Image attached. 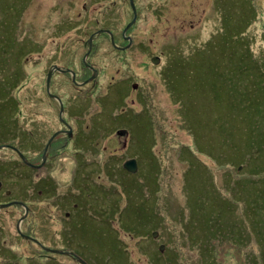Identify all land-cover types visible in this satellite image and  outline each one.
Returning a JSON list of instances; mask_svg holds the SVG:
<instances>
[{
    "label": "rangeland",
    "instance_id": "374dc122",
    "mask_svg": "<svg viewBox=\"0 0 264 264\" xmlns=\"http://www.w3.org/2000/svg\"><path fill=\"white\" fill-rule=\"evenodd\" d=\"M75 1L76 2L72 1V5L78 6L79 0ZM163 1L164 0H134L133 6L135 8L134 10L137 19L129 25L133 20L131 2L128 4L127 1L123 0H92L90 6L84 4L85 7H82L84 0H80L79 6L76 7V10L80 11L82 14L88 12L89 19L91 20L88 33L83 34L81 31V35H78V33L75 35L73 31L69 33L66 31V36L75 35L78 39L81 38V42L73 43L71 41H65L61 43V41H59L54 44L53 47L58 46L57 51L60 52L59 48L64 46L63 52H65L66 59L68 60L72 58L74 60V56H76L75 67L81 68L82 65L78 55L81 56L86 51V46L90 44L93 48L90 55L92 58L91 63L97 70L98 75L94 77L97 79L94 82L95 86L88 87V89L85 87V90L87 89V92H91V94L96 97L102 95L107 91L106 88L109 87H120L124 92L126 91L125 86H123V79L126 78V75L123 74L125 70L122 69L132 67L130 62L132 57L133 62L135 61V75L133 76V80L140 84L145 91L144 94L137 97L140 98L141 103L147 101L148 104L142 117L143 121L140 123H133L131 118L127 115H119L118 120L121 123V127L125 129H130V127H132L135 131V135H128L129 141L124 137L127 146L122 149L121 146L117 144L116 135L114 133L117 127L113 129V135H110L109 137V142H111V144L108 145L111 149H116L118 151L113 158L120 162V165L122 158L135 157L137 159L135 160L140 163V166H142L139 169L138 164L135 161V172L132 173L126 170L127 172L122 175L124 180L123 183L131 192H133L131 198H129L130 196L128 197L131 210L136 211V206L141 198L137 191L136 180L144 176L151 175L152 177L153 172L151 173V169L156 165V162L163 166L166 165V177L168 178L166 182L169 185L166 186V190L170 187L172 193L179 194V196H183L184 198H189L190 196V210H193L195 207L203 203L206 212H208L210 216L216 215L220 219L221 224H234L238 227L234 236L227 239L222 238L221 240H216L215 242L217 243L213 242L214 232L207 228L208 230H204L202 234V241H204V246L208 248L207 250L210 253L213 251L216 252L217 250L215 246L220 243L227 242L231 244L238 250V252L230 253V256L235 260L236 264H241L250 258V256L248 258L245 256L247 250H245L244 246L247 243L252 244L254 248L259 245H261V247L263 245L264 247V165L244 167L242 164H238V175L235 178L229 171L231 168H229L228 163H223L221 159H217V155L223 148L222 146H219V136L217 135L205 136L202 134L206 137L205 142L203 143L206 144L204 148L207 149V154L199 153V156L208 155V157L203 156V163L197 158V160L194 159L195 157L190 150L192 152H197L195 145L196 138L187 132V126L181 115L183 105L179 101V98L172 99L169 96L161 69L168 67L172 63V59L178 63L177 68L181 73L178 74L177 78L178 91H176V97L179 96V93H182L188 108L189 123L194 124L195 119L198 123L204 125L213 122L199 110L205 101L199 106V100L196 99V90L202 89V82L207 85L210 81V77L199 73L195 74L196 77L194 79L189 77L190 69L192 66H195L196 58H183L180 56V53L184 56L194 54L195 51H198L200 47L204 46L207 41L206 39L212 36L215 24V20L209 12L211 10L209 5L212 0H168L166 6H162L160 10H158L157 5L162 4ZM62 3V9H67V4L69 3L68 0H0V43L1 45L3 44L2 47L10 52L12 58H16L19 53H22L20 58L25 56L28 36L39 35L46 37L52 34V24L57 23V17L59 14L56 7L61 6ZM145 3H148V8L144 7ZM155 8L157 9L155 10ZM206 14L208 21L205 18ZM85 20H87V16H85ZM126 26L128 29H125ZM82 28L83 26L80 30H82ZM103 29L109 30L112 32L111 35L113 34L117 36L121 35V33L124 34L128 30L126 34L131 35L135 39L138 38L136 41L139 44L138 46L134 45L123 55L121 53L119 54L120 50L112 43V41H109L107 35L104 37L103 34H100L103 33L101 32ZM92 31L95 32L94 35L97 36L100 34L102 36L99 38L88 39V35ZM251 31L254 32L251 40L252 44L250 45L252 50H264V10L256 18V23H254ZM87 40L88 44L86 45ZM210 42L213 43L212 47L217 48V40L209 39L206 42L205 49L209 47L208 45ZM118 45L124 44L119 43ZM130 45L131 39L128 43V46ZM127 48L128 47L126 46L121 48V50H126ZM217 50H219L217 52L224 55L227 51L226 44L220 42V49L217 48ZM73 51L74 53H77V55H72ZM136 52H139L140 54H136ZM153 55L160 57L159 63L154 65L151 64V56ZM33 57H37V55H34ZM32 59L38 60L40 58ZM181 62H184L186 65H179ZM105 69L107 70L105 71ZM37 70L38 69L35 68L31 69L28 76L25 75L22 77L21 81L24 85H22L15 94L17 100L21 103L19 108L23 109V112L19 116V121L20 123H24L25 129V113L29 112L26 109V106L29 105L26 101V91L29 89L32 90L38 82L47 83V76L40 73L38 74ZM117 70L119 71V75L115 73ZM5 72L6 70L3 69V76ZM76 77H78L77 80L83 82V79L86 76L82 74ZM111 78L112 80H110ZM67 80V89H63L66 96L70 95V87H72L69 79ZM60 81L61 77L59 75L55 74L52 77L54 88L61 86ZM108 81L109 83L106 86ZM128 92L133 93L130 87ZM12 95L13 92H7L6 94L7 97H11ZM71 95L79 97V91L75 90ZM126 101L123 100L121 102L123 111L127 110L128 102H130L129 99H126ZM17 102L18 101H4L0 103V120H3L6 124L10 123V118L16 111ZM70 102L71 103L67 100L70 108L74 109H77L79 106L86 103L85 100L80 98L77 100L71 99ZM212 105L216 110L219 106V102L210 104V106ZM223 106L222 103L221 107ZM258 108L262 111L263 108L261 107V103L258 104ZM110 110H104L103 114L107 116V118ZM260 113L261 112H258V114ZM97 114H99V112ZM256 117L258 118V116ZM94 119L96 120L97 118ZM86 120L80 119L79 121L86 130L92 131L89 123L90 120ZM256 120L257 119L254 121ZM69 122L73 127L76 125L72 120ZM239 124L241 126V123ZM85 125H89V128H86ZM12 131L14 132L11 135H18L15 134L18 131L17 127H12ZM208 131L209 130L206 129L205 132ZM1 132L2 125L0 123V145L7 144L4 146H9L11 142H16L12 141L14 136L11 137L8 134L4 135L1 134ZM100 132L102 135H100ZM100 132L99 134L91 136V140L98 141L106 136L103 135L104 131ZM108 133H111V129L108 130ZM155 135H157V139L162 135V139L166 137L171 142V147L173 149L167 151L163 159L157 156L153 151L152 145ZM243 135L245 134L240 132L235 135V139L237 137H243ZM139 137H143L140 146L137 142ZM104 139L105 138L101 139L99 142L102 143ZM262 145L263 147L260 146L259 148H255L257 153H255V157L252 160L253 163L258 161L257 158L264 157V142ZM87 146V137L85 139L81 136L72 156L70 157L66 154V158L68 159L65 160V164L56 174L58 181L57 187H59V189L62 190V186L64 187L63 189H65L70 182L72 184L75 183V186L78 187L79 197L73 199L72 202L79 203V206L83 203V197L86 193L83 187L87 182L79 178H72L73 168L71 165L77 164L79 166H84L91 160L92 157L87 151ZM103 148V145L98 147V155L96 156L97 161L100 162L101 165L103 163H101V158L106 156ZM160 151L161 150H158L157 153H160ZM165 151L166 148L163 149V152ZM243 152L247 156L246 160L248 164L250 151L247 149L243 150ZM11 155H13V153L9 151L8 147L0 149V162L5 161L4 165L0 166V178L7 179L6 183H3L4 186L7 187L5 190H13V193L15 194V197H13L14 199L8 198L7 195H5L7 197H4V194H1L2 197L0 198V201H2L0 203L9 204L8 207L0 209V233L4 234L3 242L9 243V245L5 243L2 245L0 244V264H75L72 261L70 254L61 250L60 242L63 237H67L66 230L61 226L64 217L56 212L57 208L52 210L51 213L47 210V208H51V206L48 204V197L46 195L43 193L39 195L37 193V190L40 187H35L33 182L31 184V189L28 190L32 196L27 193L25 199L27 201H19V199L25 198V191L18 190L16 188L17 186L12 188V186L18 183L22 184V176L14 169L10 170L7 173V176L4 175L8 168L19 163L17 156L14 155L11 157ZM153 156L156 157V162H154L155 159ZM16 170H22L23 173L26 172V169H22L20 165ZM138 171L139 173L135 176ZM42 175L45 176L43 173ZM102 178L105 180L104 185H106V181L111 180L112 178L111 173L108 174L107 177L104 173ZM178 179L184 184V188L179 186L177 183ZM54 187V193H56L55 183ZM96 199L100 200L98 197ZM159 199L160 192L156 193V202H158ZM150 201H154L153 195L151 196ZM16 202H21L18 204L22 205L23 208L16 206ZM100 202L103 211V206L105 207L107 203L102 199ZM25 206L31 208V214L28 219H25L21 223L19 219L23 214ZM141 208V211L144 214V203ZM70 209L72 208L70 207ZM111 213L112 210L108 209V211L102 215V220L99 219V223L103 221V224H98V227L99 230L108 232V246L112 253L115 246V240L117 238L125 240L128 237V232L123 227L121 228L114 216H112V223L107 227L106 224L109 223L107 218L111 217ZM85 214L91 215V211L88 210ZM77 220L73 222L74 227ZM26 223L27 226L31 228V234L29 233L31 236H27L29 241H27L25 238L26 236L22 234L25 232ZM44 223L45 230L43 226ZM134 224L139 229H143L147 224V220H134ZM183 228L190 231V235L189 237L186 236V240L196 244L197 235L196 229L193 225L185 221ZM18 229H20L21 232ZM220 233L224 235L226 230H221ZM182 237H184L183 234ZM158 239L159 233L154 240H157L159 245L162 244ZM174 239L180 240L179 243L174 244L180 255V260L183 261V257L185 256L188 259H194L197 256V252L193 256L190 251L191 248L185 246L180 236L178 237V235H176ZM94 240H96V237ZM150 241L153 243L154 249L156 250L159 245L157 246V243H154L152 240ZM77 242L79 243L80 240H77ZM83 242L84 244L89 243L87 239H84ZM182 242L183 244H181ZM164 243L165 242H163L162 245H164ZM141 244L142 242L140 245ZM116 245H118V243H116ZM148 245L150 246L151 243H148ZM261 247H257L255 252H260ZM105 249L106 247L104 244V250ZM243 250H245V252ZM97 251L98 249L96 248L94 253ZM160 253L164 254L163 257H165L166 260H172L173 255H169V252L166 253L165 245ZM44 254L45 256L40 257ZM231 257L228 258L227 264H233ZM93 259V257L90 258V260ZM250 261L253 264H264V260L257 258L256 256L251 257Z\"/></svg>",
    "mask_w": 264,
    "mask_h": 264
},
{
    "label": "trees",
    "instance_id": "16d2710c",
    "mask_svg": "<svg viewBox=\"0 0 264 264\" xmlns=\"http://www.w3.org/2000/svg\"><path fill=\"white\" fill-rule=\"evenodd\" d=\"M70 6L73 5L70 4ZM209 8L211 9L209 12L212 14L215 24L212 36L206 40H217L218 49H220V42L225 43L227 46L226 53L222 55L217 52L219 50L212 47V42H210L208 45L209 47L205 49L206 41L204 46L200 47L194 54L184 56L180 53V56L183 58H196L195 66H192L190 69L189 77L194 79L197 73L210 77V81L207 83L208 86L202 82V89L196 90V99L199 100V106L205 101L203 105L200 108L198 106V108L213 122L204 125L198 123L195 119L194 124L189 123L188 108L182 93H179V96L176 97V91H178L177 78L178 74L181 73L177 68V62L172 59V63L168 67L162 68L161 71L164 81L166 82V90L169 92V96L172 99L179 98V101L183 105L181 115L187 126V132L196 138L195 145L197 152H192L188 148L195 157L194 159L197 158L202 162L203 156L208 157V155L199 156V153L207 154V149L204 148L206 144L203 143L205 142V136L217 135L219 136V146L223 147L217 155V159H221L223 163H228L229 168H231L229 171L236 178L238 175V164H242L244 167L264 165V157L257 158L258 161L256 163L252 162L255 153H257L255 148H259L260 146L263 147L262 143L264 142V50L253 51L250 46L252 44V35L254 34L251 29L254 23H256V18L264 10V0H212L210 1ZM205 18L207 19V14ZM2 45L0 43V103L4 101L18 102L16 111L10 118V123L6 124L3 120H0L2 125L1 134L11 135L14 132L12 131V127H17L18 131L15 134L27 135L24 123H20L19 121V116L23 112V109L19 108L21 103L15 96L16 92L24 85L21 81L22 77L27 75L26 55L20 58L22 53H19L16 58H12L10 52L3 48ZM179 65L184 66L186 64L181 62ZM3 69L6 70L4 76L2 75ZM7 92H13V95L7 97ZM218 102L219 106L216 110L213 108V105L210 106V104ZM222 103L224 105L223 107H221ZM259 103H261V107L263 108L262 111L258 108ZM92 107L98 108V102L92 104ZM258 112L261 113L258 114ZM143 115L144 113H139L137 119H132L130 115L127 116L131 118L133 123H140L143 121ZM256 116H258V118ZM118 118L119 116L113 119V126H121ZM255 119L257 120L254 121ZM239 123H241V126ZM92 124L93 129L91 130L94 132H105L109 130L102 119L97 118ZM206 129L209 131L205 132ZM113 131L114 130H111V133L107 135H112ZM125 132H127L128 135H135V131L132 127L126 129ZM240 132H243L245 135L235 139V135ZM128 135H124V137L129 141ZM142 140L143 137L138 138L137 142L139 146ZM171 146V142L168 138L164 137V139H162L161 135L157 139V135H155L152 148L157 156L163 159L165 153L173 149ZM164 148H166L165 152H163ZM247 149L250 151L248 164L246 160L247 156L243 152V150ZM158 150H161L160 153H157ZM153 157L155 159L154 162H156V157ZM127 159L135 160L136 158L124 157L121 160V165L120 162L114 159L110 162L112 165V172L110 171L108 174L111 173L112 178L106 181L104 201L107 205L105 207L103 206V211L106 213L108 209L112 210L111 217L107 218L109 221V223L106 224L107 227L112 223V216H114L121 228L123 227L128 232V237L125 240L117 238L115 240L113 252L111 253L108 246V232H103L102 230L99 234V239L96 238L90 249L91 257H95V264H227L228 258L231 257L230 253L238 252V250L231 244L223 242L215 246L216 252L213 251L210 253L207 250L208 248L204 246L202 234L204 230L207 231L210 229L214 232L213 242H215L222 238L227 239L234 236L238 227L234 224H221L220 219L216 215L210 216L208 212H206L203 203L193 210H190V196L189 198H184L183 196H179V194L172 193L170 187L166 190V186H169L166 182L168 179L166 177L167 166H163L158 162H156V165L151 169V173L153 172L152 177L151 175L144 176L136 180L137 191L141 198L136 206V211L131 210L128 197L130 196L129 198H131L133 192L123 183L124 180L122 177V175L127 172L123 167ZM136 162L140 169L142 166H140L138 161ZM4 163L5 161L0 162V166H3ZM217 163L220 164L219 162ZM9 171L10 168L7 169L4 175L7 176ZM16 172L18 171L16 170ZM18 173L23 179L24 173L22 170ZM101 173L106 174V168L100 166L98 162L95 174L103 180ZM138 173L139 171L135 176ZM0 180L2 182L0 191L3 192L7 189L3 184L6 183L7 179L0 178ZM103 181L105 183V180ZM177 183L184 188V184L180 179H178ZM97 186L99 187L101 185ZM16 188L21 191L24 190L21 185ZM97 191L99 190L97 189ZM158 192H160V199L156 202V193ZM152 195L154 197L153 202L150 201ZM13 197H15L14 193L11 194V198ZM143 203L145 207L144 214L141 211ZM97 213L98 216H102L99 212ZM78 218L79 216L77 215V219ZM143 219L147 220V224L145 228L139 229L134 224V220L140 221ZM93 221L99 223L98 218H93ZM185 221L192 224L196 229V244L186 240V236L189 237L190 231L183 228ZM224 229L226 233L222 235L220 231ZM153 231L159 233V242L162 244L165 242L166 253L169 252V255H173L172 260H166L165 257H163L164 254L160 253L159 247H157L156 250L154 249V245L150 241L152 240L154 243H157V240H154L155 238L152 237ZM181 232L185 238L182 237ZM176 235H178V237L180 236L187 248H191L190 251L193 256L197 252V256L194 259H188L185 256L183 257V261L180 260V255L174 245L180 242V240L174 239ZM0 236V244L2 245L5 243L9 245L8 242H3L4 234L0 233ZM225 241L232 242L229 240ZM141 242L142 244L140 245ZM183 242L181 244H183ZM116 243H118V245H116ZM148 243H151V245L149 246ZM104 244L106 247L105 250ZM158 245L157 243V246ZM257 247H261V245ZM96 248L98 251L95 253V256H93L92 252H94ZM244 248L247 250L246 252L243 250L245 256L247 258L250 256V258L241 264H253L250 261L253 256L264 260L263 245L260 252H255L256 248L249 243H247ZM40 257H42V255ZM232 260L233 264H236L233 258Z\"/></svg>",
    "mask_w": 264,
    "mask_h": 264
},
{
    "label": "flooded vegetation",
    "instance_id": "af4514ba",
    "mask_svg": "<svg viewBox=\"0 0 264 264\" xmlns=\"http://www.w3.org/2000/svg\"><path fill=\"white\" fill-rule=\"evenodd\" d=\"M72 1L76 2L75 0H68V8L65 10L62 9L64 2L61 6H55L56 10L59 11V14L57 17V23L52 24L53 32L51 35L46 37H42L39 35H30L27 37V76L29 75L30 70L35 68L38 69V74L40 73L42 75L48 76V74L50 73L49 75L51 77L48 82V86L47 83L45 84L43 82H38L32 90L29 89L26 91V101L29 103V105L26 106V109L29 112L25 113L27 135H10L11 137L14 136L12 138V141L16 142H11V144H9V146H13L21 154H23L26 162L24 163L16 155L15 151L9 149L10 152L17 156L19 162L17 165L11 166L10 170L14 169L16 171V167L19 165L22 169H26L24 178L22 180V184L24 185L23 188L25 191V198H21L19 199V201H27L25 200L26 195L27 193L30 194L28 190L31 189V184L34 182L33 184L35 187H40L37 190V193L39 195L43 193L48 197L47 201L51 208H47V210H49L51 213L52 210L57 208L56 212L64 217L61 226L66 230L67 237H63L60 242L62 248L61 250L68 252L75 264H80L78 263V259L84 261L86 264H95V257L93 260H90L92 256L90 249L92 244L95 242L94 238L96 237L99 239V234L102 232V230H99L98 224L103 223H95L93 221V218L102 220V216H98L97 212H99L101 215L105 214V212L102 211L100 200H105L104 192L106 189V185H101L99 187L96 185L97 176L95 174V169L97 168L98 163L96 158V156L98 155L97 150L99 146H104L103 151H105L106 156L101 158V163H103L102 165L100 164V166L106 168V175H108V173L112 170V165L110 164V162L112 161L113 156L116 155V152L118 151L116 149H111L108 146L109 144H111V142H109L110 135H107L109 134L108 131H105L103 133V135L106 136L103 137L105 139L102 141V143H100L99 141L103 138L99 139L98 141H93L91 140V136L99 134V132L86 130L85 127L80 124L79 120H90L89 123L92 129V123L95 120L94 118L102 119L103 122H106V126L109 130H113V128L117 127L114 131V133L117 134L116 141L117 144L120 145L122 149H124L127 146V143L124 140V135L128 134L127 132H125L126 129H124L123 127L113 126V119L117 118L119 115H130L132 116V119H137L139 113L143 114L145 112V108L148 102L143 101L141 103L140 98L137 97L144 94L145 91L140 84L136 83L135 80H133V76L135 75V61L133 62L132 57L130 59L132 67L128 69H122L125 70L123 74L126 75V78L123 79V86H125L126 91L124 92V90L120 87H109L110 89L106 88L107 91H105L102 95H98L96 97L95 95L91 94V92H87V89L88 87L95 86L94 82L97 79L94 78L92 81L84 84V82L91 76L98 75L97 70L91 63L92 58L90 57V55L93 48L90 46V44L86 46V51L81 56L78 55V57L80 58V63L82 65V67L80 65L81 68L75 67L76 56H74V60L72 58L68 60L66 59V56L64 54L65 52H63L64 46L59 48L60 52L57 51L58 46L53 47L54 44L59 41H61V43L65 41L80 43L81 38L78 39V37L75 36L77 35L76 33H78V35H81V31L83 34L88 33L89 24L91 23L88 12H84V14H82L80 11L76 10V7L79 6L80 0L78 2V6H70V4H73ZM91 1L92 0H84V2L82 3V7H85L84 4L90 6ZM123 1H127L128 4H130V0ZM132 2L134 3V0H132ZM167 2L168 0H164L162 4H158V10H160L162 6H166ZM144 7L148 8V3H145ZM156 9L157 8H155V10ZM85 16H87V20H85ZM82 26L83 28L82 30H80ZM66 31L68 33L73 31L75 35L66 36ZM127 31L124 34L121 33V35L118 36L113 34L110 36L105 33L103 29L101 30V32L103 33L100 34H103L104 37L107 35L109 41L111 42L112 40L114 45L120 50L119 54L121 53L123 55L134 45L138 46L139 44L136 41L138 40V38L135 39L131 35L126 34ZM100 34L96 36L94 35V31H92L88 35V39L99 38L102 36ZM129 38L131 39V45L126 50H121V48H124L128 45L130 41ZM119 43H123L124 45H118ZM87 44L88 40L86 45ZM73 54L77 55V53H74V51L72 52V55ZM136 54L140 53L136 52ZM34 55H37V57H33ZM32 58L40 59L33 60ZM106 70L107 69H105V71ZM115 73L119 75L118 70L115 71ZM55 74L61 77V86H59L58 88H54L52 83V77ZM82 74L86 76L83 79V82L77 80L78 77H76ZM67 79H69V82L72 85V87H70V95L68 96H66L65 92L63 91V89H67ZM110 80H112V78ZM109 81L106 83V86ZM128 86L133 91V93L128 92ZM85 87H87L86 90ZM74 88L75 90L79 91V97L71 95L75 91ZM79 98L85 100L86 103L82 104L77 109L70 108L69 103H71V99L77 100ZM126 99H129L131 103L128 102L127 110L123 111L121 102L123 100L126 101ZM67 100L69 101V103H67ZM95 102H98V108L92 107V104H94ZM104 110H110L108 112V118L103 114ZM68 112H70V114ZM98 112L99 114H97ZM70 120H72L76 124L74 127L70 124ZM67 126H70V133L67 132ZM85 126L86 128H89V125ZM100 135H102L101 132ZM81 136H83L85 139L87 137V151L92 158L84 166H79L77 164L71 165L73 168L72 178H79L87 182V184L83 187V189L86 191L85 196L83 197V203L81 206H79V203L72 202L73 199L79 197L78 187L75 186V183L72 184L70 182L65 189H63V186L62 190L59 189V187H57L58 181L56 174L65 164V160L68 159L66 158V154L70 157L72 156ZM42 173L45 176H43ZM54 183L56 184V193H54ZM22 184L18 183L13 185L12 187L19 185L23 186ZM97 189H99V191H97ZM12 193L13 190H4L3 192H0V197H2L1 194H4V196L7 195L8 198H11ZM30 196H32V194H30ZM97 197L100 198V200L96 199ZM18 203L21 202H16L15 205L23 208ZM25 207L27 208V216L25 219H28L29 215L31 214V208L27 206ZM70 207L72 209H70ZM88 210L91 211V215L85 214V212ZM77 215L79 216L78 220ZM76 220L77 222L74 227L73 222H75ZM43 226L45 230V223ZM29 233L31 234V228L28 227L26 223L25 232L23 234L30 237L31 235ZM84 239H87L89 243L84 244ZM77 240H80V242L78 243ZM92 253L93 256H95V253Z\"/></svg>",
    "mask_w": 264,
    "mask_h": 264
},
{
    "label": "water",
    "instance_id": "95a60500",
    "mask_svg": "<svg viewBox=\"0 0 264 264\" xmlns=\"http://www.w3.org/2000/svg\"><path fill=\"white\" fill-rule=\"evenodd\" d=\"M130 2H131V8H132V11H133V20H132V22H131L129 25H131V24L134 22L135 17H136V12H135V10H134L135 8H134V6H133L132 0H130ZM127 26H128V25H127ZM127 26H126L125 29H128ZM106 32L110 34V32H108V31H106ZM158 60H159V59H158L157 57H154V58L151 59L152 63H154V64H156V63L158 62ZM49 74H50V73H49ZM49 74H48V76H47V86H48V82H49L50 77H51ZM94 77H95V76H91L86 82L92 81V80L94 79ZM61 110H62V107H61ZM68 132L70 133V128L68 129ZM18 155L23 159V157L21 156L20 153H18ZM123 167H124V169H126L127 171L134 173L135 170H136V162H135V160H128V161H126V162L123 164ZM8 206H9V204H4V205H0V208H6V207H8ZM24 217H25V216H23L19 221H21ZM155 236H156V233H153V237H155ZM25 238L28 239L27 237H25ZM159 249H160V251H162V250H163V246H160ZM79 261H80V263L85 264L83 261H81V260H79Z\"/></svg>",
    "mask_w": 264,
    "mask_h": 264
},
{
    "label": "bare ground",
    "instance_id": "6f19581e",
    "mask_svg": "<svg viewBox=\"0 0 264 264\" xmlns=\"http://www.w3.org/2000/svg\"><path fill=\"white\" fill-rule=\"evenodd\" d=\"M87 81V80H86ZM84 82V84H86L87 82ZM3 147H8L9 149H12L13 151H15V152H18V150L17 149H15L14 147H12V146H3ZM3 147H0V149H3Z\"/></svg>",
    "mask_w": 264,
    "mask_h": 264
}]
</instances>
